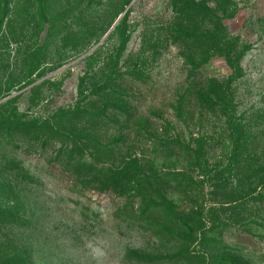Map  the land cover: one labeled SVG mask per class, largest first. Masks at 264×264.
<instances>
[{
	"label": "rangeland",
	"instance_id": "374dc122",
	"mask_svg": "<svg viewBox=\"0 0 264 264\" xmlns=\"http://www.w3.org/2000/svg\"><path fill=\"white\" fill-rule=\"evenodd\" d=\"M0 104V264H264V0H0Z\"/></svg>",
	"mask_w": 264,
	"mask_h": 264
},
{
	"label": "trees",
	"instance_id": "16d2710c",
	"mask_svg": "<svg viewBox=\"0 0 264 264\" xmlns=\"http://www.w3.org/2000/svg\"><path fill=\"white\" fill-rule=\"evenodd\" d=\"M224 57H225V59H227V56H224ZM118 101H119V99H117L116 103H118ZM116 103L106 105V106H102V108L100 110H98L96 113L84 112V114L87 117H94V118L97 117L99 119H105L107 109H109L111 111H118V107L120 105H122V104L116 105ZM3 108H4V104H0V152H3L6 154L5 157L7 159H9V163L13 164L14 161H16V160L13 161L14 158L13 157L10 158L11 155L6 153L5 149H7V148L19 149L16 146H14L13 144H11V141H16V142L22 143L23 145L26 143L25 146H23V147L28 148V149H32V145L34 147L41 146L43 149L44 145H41V142H40V141H42V138L38 137V135H39L37 132L38 128L34 127V129H32L31 125H28V124L25 125V124L21 123V122H23L21 120L22 117H19L17 115L11 116V111H7V110L4 111ZM76 115H78V112L71 114V116H76ZM135 127L138 128L140 131L142 130L141 132L144 134L148 133V130H146V127L144 125V122H140V123L136 124ZM158 135L164 136L162 133H159ZM124 138H126V137H123V135H119L118 141H121ZM92 142L95 143V145H97L100 150H104L105 153H107V152H109L108 148L114 145L115 140L113 139L109 142V141H101L98 138L97 141L95 139H93ZM47 143L48 142H46L45 144H47ZM43 144H44V142H43ZM173 148H178L181 150L182 148L184 149L185 146H183L181 144L174 143ZM16 162H19V159ZM18 170H19V168H18ZM20 170H22L24 173H26L23 169H20ZM28 173H29V171H28ZM30 175H31V173H30ZM87 176L90 179V180L89 179L86 180V181H88L87 184H89L91 182V178H90L91 174H87ZM101 182H104V180H102ZM93 183H95V182H93ZM96 183L98 184L100 182H96ZM80 184H85V182H81ZM107 186H108V184H106L105 182H104V184H102V187H107ZM102 187L97 189L98 192L100 191V193H101L103 191ZM104 191H106V189H104ZM143 211L144 212L147 211L146 208H144ZM143 211L137 210V212L139 214H142Z\"/></svg>",
	"mask_w": 264,
	"mask_h": 264
}]
</instances>
